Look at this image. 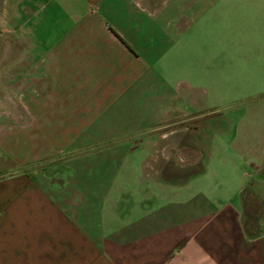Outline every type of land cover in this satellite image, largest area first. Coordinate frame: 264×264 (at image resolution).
I'll return each instance as SVG.
<instances>
[{"label": "crops", "instance_id": "0c3cea01", "mask_svg": "<svg viewBox=\"0 0 264 264\" xmlns=\"http://www.w3.org/2000/svg\"><path fill=\"white\" fill-rule=\"evenodd\" d=\"M189 3L0 0V264H264V91L201 123L217 109L184 80L215 91L254 67L193 68ZM200 131L202 197L178 220L144 207Z\"/></svg>", "mask_w": 264, "mask_h": 264}, {"label": "rangeland", "instance_id": "374dc122", "mask_svg": "<svg viewBox=\"0 0 264 264\" xmlns=\"http://www.w3.org/2000/svg\"><path fill=\"white\" fill-rule=\"evenodd\" d=\"M169 1L175 3L182 0ZM189 2L188 11L182 21H185L184 27H188L192 47H200L202 43V62L192 59L191 66L199 71L202 68L203 72L207 70V67L215 68L236 62L254 67L253 79L248 76L246 79L245 76L240 75L239 84L221 83L216 86L215 91L214 85L206 82L205 73L202 74V81L193 77L191 80L187 78L184 80V83L189 84L187 90L189 89L190 94L203 99L205 106H210L213 110L217 109L213 111V115L201 118V123L203 121V124L220 125L223 123L214 119L220 116L222 120L231 119V112L236 110L242 113L248 105L254 104L251 101L255 97L253 94L256 91H264V82L259 81L263 79L261 68L264 67V0H189ZM221 50L240 53L239 55L220 53ZM187 85L172 84L176 89L186 88ZM232 120L235 121L236 117ZM204 137V142H208V135ZM204 146L202 131H200L196 134L193 148L190 150V158H185L181 165L166 166L161 172L162 179L170 177L169 179L179 180L183 177L184 182L176 180L169 186L160 184L156 192L158 200L154 197L153 201L144 202L142 205L152 210L158 208L161 214L174 211L170 213L172 215L175 213V216H171L175 217L174 219L183 217L181 210L189 204H195L202 197V159L208 157L209 152ZM184 149L187 151V148L184 147ZM189 160L191 162L187 163ZM207 186L211 195L214 196L216 193L214 201L229 199L231 195L229 191L216 190L213 181L208 182ZM246 208L247 226L250 231L254 230V227L257 228L254 234L245 230L247 236L261 235L263 229L255 216L257 207L250 205ZM163 210L166 212H162ZM178 212L181 214H176ZM135 216H139L138 212Z\"/></svg>", "mask_w": 264, "mask_h": 264}, {"label": "trees", "instance_id": "16d2710c", "mask_svg": "<svg viewBox=\"0 0 264 264\" xmlns=\"http://www.w3.org/2000/svg\"><path fill=\"white\" fill-rule=\"evenodd\" d=\"M176 181V180H175ZM183 180H179V182H182ZM245 230H246V232H249V233H253L254 234V232H257L256 230H257V228H255L254 227V230H252V231H250V229H249V227L247 226V223H245Z\"/></svg>", "mask_w": 264, "mask_h": 264}]
</instances>
